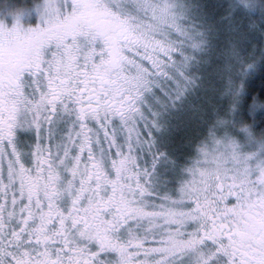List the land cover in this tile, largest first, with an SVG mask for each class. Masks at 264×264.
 Masks as SVG:
<instances>
[{"label": "snow or ice", "instance_id": "obj_1", "mask_svg": "<svg viewBox=\"0 0 264 264\" xmlns=\"http://www.w3.org/2000/svg\"><path fill=\"white\" fill-rule=\"evenodd\" d=\"M192 7L43 0L30 29L0 13V264H264V151L245 154L227 131L264 134L240 115L243 89L229 81L232 119H216L194 166L170 160L153 132L181 99L170 83L194 59L176 42ZM233 7L260 10L264 24V7ZM150 8L179 35L153 45L152 28L133 23ZM138 46L151 67L126 55ZM258 110L254 98L247 114ZM33 131L24 150L17 136ZM162 169L180 178L178 191ZM149 239L157 246L145 248Z\"/></svg>", "mask_w": 264, "mask_h": 264}, {"label": "rangeland", "instance_id": "obj_2", "mask_svg": "<svg viewBox=\"0 0 264 264\" xmlns=\"http://www.w3.org/2000/svg\"><path fill=\"white\" fill-rule=\"evenodd\" d=\"M179 2L193 7L190 9L191 15L180 21L182 26L187 30L188 36H179L176 42L179 44L183 41L186 54L189 57H194V59L189 60V66L184 69L186 76H180L179 73H176L177 80L170 83V89L175 91V96H172L173 100H175L177 93L180 94L181 99L175 100L176 106L171 108V112L167 117L166 127L162 132L158 131V137L165 146L162 150L171 153L170 160L174 159L183 168L196 164L199 149L205 143V138L208 137L216 119L218 117L232 119V116L224 113V110L229 107V102L226 103L229 100L227 94L229 81L223 80L222 74L224 68L217 67L215 71L210 70L212 63H219V57L217 56L220 54V64L230 63L232 67H229V69L236 70L239 60L235 55L222 57L223 53L216 50L218 39H216V43L212 44L208 38L204 37L207 39L205 44L203 38H200V27L204 34L208 32L207 25H204L208 13L205 12L204 0H179ZM150 3L153 7L157 8V14L158 9L164 6V0H150ZM134 15L135 20L133 23L138 25L139 29L148 30L150 27L152 28L150 35L153 37L151 41L153 45H155L156 41L166 42V36L169 39H174L179 35L175 31L172 33L171 29L166 25L159 24L158 20L154 19L151 8L148 11L134 13ZM139 51H141L140 55H136ZM131 52L133 55L129 57L151 67L147 60L142 59L144 55H147L143 46L134 47V50ZM127 67L131 69L130 75H135V67L132 65H127ZM219 76L220 81H217ZM237 84L238 81L235 86ZM183 95L185 96L182 99ZM171 104L172 101H169L170 106ZM250 120L253 121L254 118H250ZM227 131L242 146L241 150L245 154L251 152L258 153L257 149L247 142L244 134L239 132V125L235 129L229 125L227 126ZM223 135L224 131L218 133V137ZM179 136H182L183 142H185V147L183 148H179L176 144ZM198 137H200L199 140L192 142L194 138ZM188 178L191 179V176ZM175 181L179 185L180 178L177 175H175Z\"/></svg>", "mask_w": 264, "mask_h": 264}, {"label": "trees", "instance_id": "obj_3", "mask_svg": "<svg viewBox=\"0 0 264 264\" xmlns=\"http://www.w3.org/2000/svg\"><path fill=\"white\" fill-rule=\"evenodd\" d=\"M204 3L205 12H208L204 25H207L208 32L204 34L200 27V38H203L205 44V38L212 44L218 39L216 50L223 53L222 57L235 55L239 60L236 70H231L230 63L220 64L218 54L219 63L213 62L210 70L224 68V81H232L234 84L238 81L237 90L242 88L245 93V104L240 109V115L253 124L256 131L264 130V112L258 110L252 116L247 114L248 105L254 98L264 101V24L261 22V11L255 10V14H248L247 10L237 11L233 7L237 0H204ZM217 81H220V76ZM170 90L172 96H175V91ZM228 102L229 100L226 101ZM250 118L254 120L251 121ZM199 139L200 137L194 138L192 142ZM176 144L179 148L185 147L182 136L177 138Z\"/></svg>", "mask_w": 264, "mask_h": 264}, {"label": "clouds", "instance_id": "obj_4", "mask_svg": "<svg viewBox=\"0 0 264 264\" xmlns=\"http://www.w3.org/2000/svg\"><path fill=\"white\" fill-rule=\"evenodd\" d=\"M43 0H0V13L8 16L9 13L18 14L20 26L25 29L34 28L40 23L39 17L35 13V8ZM250 3L256 8L264 7V0H250ZM14 24L16 21L9 17ZM248 127L242 125L241 128ZM243 133V132H242ZM247 142L251 144L258 152L264 151V134H253L249 138L247 133H243Z\"/></svg>", "mask_w": 264, "mask_h": 264}, {"label": "flooded vegetation", "instance_id": "obj_5", "mask_svg": "<svg viewBox=\"0 0 264 264\" xmlns=\"http://www.w3.org/2000/svg\"><path fill=\"white\" fill-rule=\"evenodd\" d=\"M10 26V23H9ZM126 55L130 56L133 55L131 51H128L127 48L125 49ZM139 53H141V51H139ZM140 57V56H138ZM45 127H47V125H45ZM139 127L142 129L143 128V124L139 125ZM154 135L155 136H159V132L156 131L155 129L153 130ZM146 135V133H145ZM18 142L20 143V145L24 148V150H27V145H32L35 142V132H20L17 136ZM9 153L11 152V149H8ZM31 159H28L26 161V164L28 166H31ZM141 163L143 164L144 162L141 161ZM150 167V165H149ZM162 171H165V174L169 177V182H168V192L172 193L174 191H178L179 185H177L176 181H175V175L176 173H172V172H167L166 170L162 169ZM3 176L4 179L6 181L7 178V160H5L3 162ZM134 183V181H133ZM150 201L151 200H155L157 203V208L159 209V205L162 202L161 200H159L156 196L150 197L148 198ZM0 202H3L2 200H0ZM231 202V201H230ZM162 222V221H161ZM157 246L155 243H153L151 241V239H149V242L145 245V248H151V247H155ZM109 258H111V256H109ZM141 259H144L143 254L141 255ZM147 264V262H146Z\"/></svg>", "mask_w": 264, "mask_h": 264}, {"label": "bare ground", "instance_id": "obj_6", "mask_svg": "<svg viewBox=\"0 0 264 264\" xmlns=\"http://www.w3.org/2000/svg\"><path fill=\"white\" fill-rule=\"evenodd\" d=\"M239 31V30H238Z\"/></svg>", "mask_w": 264, "mask_h": 264}]
</instances>
